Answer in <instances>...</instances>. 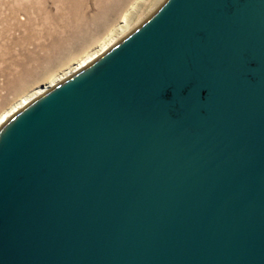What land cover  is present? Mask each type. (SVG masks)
Wrapping results in <instances>:
<instances>
[{
	"label": "water",
	"instance_id": "water-1",
	"mask_svg": "<svg viewBox=\"0 0 264 264\" xmlns=\"http://www.w3.org/2000/svg\"><path fill=\"white\" fill-rule=\"evenodd\" d=\"M64 75L0 125V264H264V0H161Z\"/></svg>",
	"mask_w": 264,
	"mask_h": 264
},
{
	"label": "rangeland",
	"instance_id": "rangeland-1",
	"mask_svg": "<svg viewBox=\"0 0 264 264\" xmlns=\"http://www.w3.org/2000/svg\"><path fill=\"white\" fill-rule=\"evenodd\" d=\"M160 1L0 0V114L111 35L124 36Z\"/></svg>",
	"mask_w": 264,
	"mask_h": 264
},
{
	"label": "bare ground",
	"instance_id": "bare-ground-1",
	"mask_svg": "<svg viewBox=\"0 0 264 264\" xmlns=\"http://www.w3.org/2000/svg\"><path fill=\"white\" fill-rule=\"evenodd\" d=\"M120 22H126V15L122 16L120 19ZM122 35L113 36L111 35L109 38H107L105 41H103L96 49L91 50L86 55L80 57L72 66L67 67L64 71H62L60 74L56 75L55 77L51 78L48 81V85L53 84L56 82L57 79L62 76L68 71V70H76L78 68H83L85 65H87L90 61H92L94 58L102 54L104 51H106L112 44H114ZM62 74V76H60ZM65 76V75H64ZM42 87V86H40ZM40 87L35 88L32 90L29 94L19 98L16 103H14L10 108H8L6 111L0 114V125L17 109V107H23L26 100L30 97H33L34 95H37L41 93Z\"/></svg>",
	"mask_w": 264,
	"mask_h": 264
}]
</instances>
